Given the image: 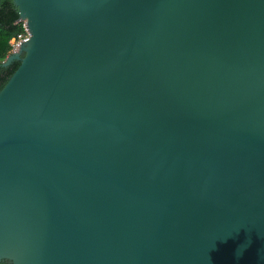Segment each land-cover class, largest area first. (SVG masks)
<instances>
[{"label": "water", "instance_id": "95a60500", "mask_svg": "<svg viewBox=\"0 0 264 264\" xmlns=\"http://www.w3.org/2000/svg\"><path fill=\"white\" fill-rule=\"evenodd\" d=\"M0 263L264 264V0H12Z\"/></svg>", "mask_w": 264, "mask_h": 264}, {"label": "trees", "instance_id": "16d2710c", "mask_svg": "<svg viewBox=\"0 0 264 264\" xmlns=\"http://www.w3.org/2000/svg\"><path fill=\"white\" fill-rule=\"evenodd\" d=\"M17 21L18 13L12 0H0V63L3 62L10 53L8 45L9 40L22 31L21 25ZM18 66V62H13L6 68L0 66V90ZM0 264L7 263L2 262Z\"/></svg>", "mask_w": 264, "mask_h": 264}, {"label": "built area", "instance_id": "2783aa9c", "mask_svg": "<svg viewBox=\"0 0 264 264\" xmlns=\"http://www.w3.org/2000/svg\"><path fill=\"white\" fill-rule=\"evenodd\" d=\"M17 22L20 23L22 31L9 40L8 45L10 48V53L16 52L20 45L27 42V40L29 39V33L26 27V23L19 20Z\"/></svg>", "mask_w": 264, "mask_h": 264}]
</instances>
